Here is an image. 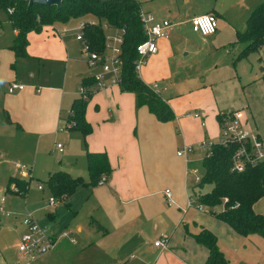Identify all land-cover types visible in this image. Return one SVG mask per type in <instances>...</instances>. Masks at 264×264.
Masks as SVG:
<instances>
[{"label": "crops", "instance_id": "crops-1", "mask_svg": "<svg viewBox=\"0 0 264 264\" xmlns=\"http://www.w3.org/2000/svg\"><path fill=\"white\" fill-rule=\"evenodd\" d=\"M206 8L205 13L217 18L216 31L206 36L192 31L215 49L224 48L226 55L230 50L225 48L239 43L236 33L242 30L236 24V16H231L218 0H208ZM193 16L187 15L185 23L190 24ZM170 21V36L157 41V52L148 56L147 67L137 73L144 81L146 68L154 70L158 80L153 83L162 88L160 96L173 110L174 118L159 121L146 106L137 105L134 93L122 91L119 86L101 89L104 92L92 98L85 110L92 130L82 135L84 143L77 130L63 131L66 146L62 144L63 150L59 151L56 144L60 142L55 144L56 152L62 156L57 170L89 182L87 153L103 152L110 172L106 183L82 184L72 195L60 197L71 212L81 206L87 209L84 225L79 223L74 229L58 225L61 208H50L46 220L34 219L56 239L54 248L34 264H64L65 256V264H204L208 250L194 239L201 228L215 234L218 248L230 264H264V237L242 236L212 214L195 208L191 192L194 184L187 174L194 153L190 159L176 153L185 144L218 135L212 129L204 130L203 120L200 122L199 116L190 113L198 108L219 129L218 115L234 110L244 126L257 132L264 142V122L257 118L260 101L264 103V44L238 59L245 46L241 45L237 54L228 59L224 55L225 64L215 62L197 78L175 81L169 64L175 53L170 38L179 23ZM79 22L74 24L69 19L45 25L39 32H28L27 55L22 57H16L10 49L17 30L9 19L11 38L6 40L0 34V135L14 138L19 148L39 145L47 137L68 129L64 128L66 118L79 86L97 71L87 65L82 42L76 39ZM3 23L0 20V30ZM12 82L23 88L9 91ZM92 103H96V113L90 109ZM165 189L171 192L170 202ZM253 210L264 214V197L254 203ZM24 231L22 222L17 244ZM66 231L73 241L63 235ZM161 234L167 237L166 248L154 245ZM22 261L19 251L12 252L1 236L0 264Z\"/></svg>", "mask_w": 264, "mask_h": 264}, {"label": "trees", "instance_id": "trees-1", "mask_svg": "<svg viewBox=\"0 0 264 264\" xmlns=\"http://www.w3.org/2000/svg\"><path fill=\"white\" fill-rule=\"evenodd\" d=\"M25 4L27 5L24 8ZM140 7L139 0H63L59 7L36 2L29 6L28 0H0V9L6 12L13 29L17 30L10 46L16 57L27 55L28 32H39L43 26L54 22H66L87 14L96 16L98 22L85 23L84 37L90 48L98 52L104 49L103 24L112 29L124 28L122 79L119 87L122 91L134 93L138 106H146L159 121L166 122L174 118L173 110L140 79L134 69L136 45L145 38L139 18ZM7 9H11V12ZM236 41L245 43L237 56L238 59L258 50L264 44V0L248 16L245 29L236 33ZM92 82L93 79L90 78L83 80L81 84L90 86ZM86 97L78 94L66 118V123H70L67 128L78 129L83 136L91 132V126L85 118ZM218 120L220 124L221 114L218 115ZM235 148L234 144H215L212 153L202 158V178L199 183L193 185L191 192L198 204L208 208L210 214L227 223L236 233L242 236L257 234L264 237V214L253 210L254 203L264 197V160L247 164L243 170L237 171L232 163ZM86 158L89 182H85L80 176L73 177L63 170L54 171L43 182L51 195L57 198L68 197L79 185L96 186L101 175L110 172L105 153L88 152ZM9 180L16 184V193L26 195L27 180L15 177H10ZM93 225L103 230L101 225ZM194 239L208 250L204 264H230L218 248L217 237L210 230L201 228L194 234Z\"/></svg>", "mask_w": 264, "mask_h": 264}, {"label": "rangeland", "instance_id": "rangeland-1", "mask_svg": "<svg viewBox=\"0 0 264 264\" xmlns=\"http://www.w3.org/2000/svg\"><path fill=\"white\" fill-rule=\"evenodd\" d=\"M140 1L142 10L150 12L157 19L165 18L168 20H173L174 23H179V25H175V28L178 30L175 29L176 32L174 35L172 34L170 38V41H172L174 46L175 53L170 58L169 64H171L170 69L174 78L173 80L175 81H182L183 79H191L193 77L197 78L199 73L208 67H211L215 62L220 61L221 64H225L231 55H234V53L237 54L240 51L239 48L237 49V47L245 45L243 42L228 44L225 49L229 47L228 49L230 51L225 55L223 54L224 48L215 49L213 46H210L211 43H208L205 40H201L199 37H197L198 35H195L197 33L192 31L190 24L185 23L184 19H186L187 15L195 16L205 13L207 11L206 7L208 0ZM262 1L263 0H218L219 4L223 5L224 8L229 10V14L231 16H236V24L241 28L242 31L246 27L248 16L260 3H262ZM26 5L27 4L23 5V7L25 8ZM0 20L4 22L3 27L0 30V34L4 39H10L12 35V29L8 27V17L6 12L2 9H0ZM71 21L76 24L78 21L98 22L99 19L92 14H87L79 18H71ZM220 22H222L221 19ZM105 35L108 37H113L115 35V31L109 28L105 30ZM253 54H251L250 58L251 63L255 61H253ZM262 54L264 59V52H262ZM224 55L227 56L226 60L223 59ZM147 59L148 57L145 59L146 63ZM146 63L142 65L141 69L146 66ZM145 71L147 74L144 83L149 87H152L154 79H158L154 77V70L152 68H146ZM138 73H140V70ZM103 92V90H92L91 93L86 97V108L88 104L91 103L92 98ZM260 104H262V106L259 108V110H257V118L264 122V103L260 101ZM90 109L92 112L96 113V103H92ZM190 113L193 115H199L200 122L203 120L204 130L212 129L214 132L217 131L218 135L211 136V140H218L220 129L215 124V122H208L207 116L204 114L203 110L198 108L197 110H190ZM90 126L92 130L93 126L91 124ZM68 130H77V132L80 133L79 136L82 139H80L81 143L85 142L82 136L83 134H81V132L75 128L65 130L63 129L59 135H51L44 139L39 145L34 143L32 145L29 144L24 148H19L16 146L14 143L16 142L14 138H5L0 135V238L2 236L3 244H7L12 252L15 251L18 253V244L16 240L18 236L17 231L21 229L23 219L31 216L33 219H39L43 217L46 220L47 213L51 211V207L48 203V198L51 196V193L47 187H45L43 182L48 178V172L55 171V169L57 170L58 168V159L62 158V156L56 152L55 144L60 142L66 146L67 142L64 136L65 132L63 131ZM73 146H75L74 143ZM203 155L204 152L195 149L191 158L192 167H197L199 173L203 172ZM18 163L30 167L32 174L30 173V176L28 177L20 176L16 169V164ZM10 177L28 181V190L26 195L16 193L13 188V186H16V184H13V182L9 180ZM84 177L86 178L87 176ZM39 184L43 186V190L38 188ZM195 191L197 192V189ZM2 198H4L3 202L1 201ZM58 199L59 202L55 209H62L59 214L60 222H57L58 225H66V229H74L79 223L83 225L85 224L84 221H86L85 219L88 212L84 206L79 207L77 212L74 213L69 209H65L66 206H64L62 203L61 198ZM192 202L196 208L198 202H195V200ZM204 210L208 212V208L203 207L202 212H204ZM6 213H8V215H6ZM58 225L56 224L55 226L60 227ZM71 237L68 234L66 238L69 240ZM73 237L74 239L77 238L75 235ZM71 246H73V244H71ZM67 254L68 253H66V255ZM66 257L67 256L64 258V264L68 262V257Z\"/></svg>", "mask_w": 264, "mask_h": 264}, {"label": "built area", "instance_id": "built-area-1", "mask_svg": "<svg viewBox=\"0 0 264 264\" xmlns=\"http://www.w3.org/2000/svg\"><path fill=\"white\" fill-rule=\"evenodd\" d=\"M140 1V0H139ZM11 12V9H7ZM139 18L142 29L145 35L144 40L136 45L137 57L134 61V69L138 72L142 65L145 64V59L155 54L158 50L157 41L161 38H168L173 26L172 21L168 19H157L148 11L139 9ZM85 21L78 23L79 33L76 36L77 40L82 42L83 52L87 65L96 68L97 71L92 76L93 82L90 86L81 84L78 88V93L86 97L92 90H101L111 86H120L121 83V70H122V44L125 34L124 28H111L107 24H103L104 30L112 29L115 31L113 37L105 35L104 49L100 52L94 51L90 48L84 37ZM89 24L96 22L90 21ZM191 29L201 35H211L216 31L217 18L213 13H205L195 15L190 18ZM23 85L12 82L9 85V91L22 89ZM152 90L160 95L162 88L157 82L152 84ZM194 116H199L194 114ZM70 123H65L67 128ZM215 144L236 145L235 151L232 155L233 168L241 171L247 164H255L264 160V142L259 134L244 126L237 113L228 109L221 114L220 122V135L218 140L203 139L196 144H185L177 150V155L190 159L191 154L195 149L204 152V156L212 153V148ZM56 147L59 151L63 150L62 143H57ZM16 169L22 177L30 176L29 168L24 164H16ZM187 174L191 175L192 183L197 184L201 181L202 172L199 173L197 167H189ZM107 174L101 175L97 184L101 185L106 183ZM16 191V187L13 186ZM39 189H43L42 185H38ZM167 202L171 201V192L165 189ZM193 199H195L193 197ZM3 200V198H2ZM59 199L53 195L48 198V203L51 208L57 207ZM203 205L198 204V209H203ZM8 215V213H6ZM25 231L21 234L18 251L23 261L17 264H34L40 257L49 253L55 246L56 239L47 231V229L34 221L31 216L23 219ZM69 232H63L67 236ZM73 241V239H71ZM154 245L162 248L167 247V237L164 234L154 241Z\"/></svg>", "mask_w": 264, "mask_h": 264}, {"label": "water", "instance_id": "water-1", "mask_svg": "<svg viewBox=\"0 0 264 264\" xmlns=\"http://www.w3.org/2000/svg\"><path fill=\"white\" fill-rule=\"evenodd\" d=\"M62 1L63 0H28V5L30 6L32 3L36 2L42 5H56L57 7H59Z\"/></svg>", "mask_w": 264, "mask_h": 264}]
</instances>
